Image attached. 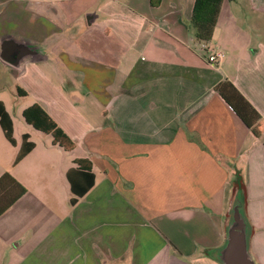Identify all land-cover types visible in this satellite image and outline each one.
<instances>
[{"label":"crops","instance_id":"0c3cea01","mask_svg":"<svg viewBox=\"0 0 264 264\" xmlns=\"http://www.w3.org/2000/svg\"><path fill=\"white\" fill-rule=\"evenodd\" d=\"M194 1L0 0V43L38 52L0 59L29 98L17 112L40 104L74 141L34 140L24 119L17 138L0 97L15 139L0 125V176L26 189L0 215L1 264H224L236 173L264 264V0H223L208 42L189 29ZM224 79L260 114L259 137L215 91Z\"/></svg>","mask_w":264,"mask_h":264},{"label":"trees","instance_id":"16d2710c","mask_svg":"<svg viewBox=\"0 0 264 264\" xmlns=\"http://www.w3.org/2000/svg\"><path fill=\"white\" fill-rule=\"evenodd\" d=\"M222 1L223 0L194 1L189 29L192 31L195 39L203 42H208L211 39ZM214 89L253 134L259 137L261 135V116L237 88L229 80L224 79L219 81L214 86ZM18 92L19 94L25 93L21 89H18ZM22 117L25 122L30 124L34 129L51 135L53 144L65 150L73 149L74 141L40 104L35 102L25 107L22 111ZM0 125L7 140L15 145L13 123L1 101ZM27 138L28 134H23L22 145L17 153L15 162L19 161L33 147V142L27 141ZM74 161L79 167H81L85 161L87 163L85 170H91V162L87 158H78ZM71 189H73L74 192L72 185ZM25 191L26 189L16 182L9 173H3L0 176V215L23 195ZM74 202V198H71L70 203L74 204Z\"/></svg>","mask_w":264,"mask_h":264},{"label":"water","instance_id":"95a60500","mask_svg":"<svg viewBox=\"0 0 264 264\" xmlns=\"http://www.w3.org/2000/svg\"><path fill=\"white\" fill-rule=\"evenodd\" d=\"M38 52L26 42L6 36L0 43V59L18 65L24 58L37 56ZM220 257L224 264H254L247 249L246 222L242 209L241 193L236 194L232 221L227 230V239Z\"/></svg>","mask_w":264,"mask_h":264},{"label":"rangeland","instance_id":"374dc122","mask_svg":"<svg viewBox=\"0 0 264 264\" xmlns=\"http://www.w3.org/2000/svg\"><path fill=\"white\" fill-rule=\"evenodd\" d=\"M1 64L2 63H0V66ZM2 76L3 75L0 70V97H2V99L5 101L7 108L11 112L15 124V136L19 138L20 132L22 131V126H25V123L23 118L21 117V114L17 112L16 109L17 106H26L29 98L21 96L17 93L16 84L12 75H5L3 76V79H1ZM30 132L32 133L33 139L37 141H41L42 139L47 137L45 133L36 131L35 129H30ZM235 176L236 177L234 180L237 182V190L235 192L236 194H240L242 189L241 178H239L237 173L235 174ZM5 257L6 254L0 250V264Z\"/></svg>","mask_w":264,"mask_h":264},{"label":"built area","instance_id":"2783aa9c","mask_svg":"<svg viewBox=\"0 0 264 264\" xmlns=\"http://www.w3.org/2000/svg\"><path fill=\"white\" fill-rule=\"evenodd\" d=\"M222 54L221 52H215V53H212L208 56V61L209 62H214L215 60H217V58L221 57Z\"/></svg>","mask_w":264,"mask_h":264}]
</instances>
